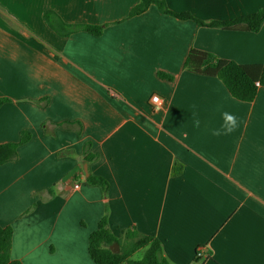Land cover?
<instances>
[{
	"label": "crops",
	"instance_id": "0c3cea01",
	"mask_svg": "<svg viewBox=\"0 0 264 264\" xmlns=\"http://www.w3.org/2000/svg\"><path fill=\"white\" fill-rule=\"evenodd\" d=\"M138 2L0 0V98L9 99L0 107V144L22 132L29 138L0 165L10 258L94 264L88 236L105 216L116 237L128 229L155 236L169 264H264V87L241 102L217 78L183 69L191 48L264 64V21L256 33L224 30L154 5L128 18ZM165 3L204 22L264 7V0ZM47 10L67 24L104 25L102 34L61 37L46 25ZM222 111L240 126L213 137L208 130ZM88 154L95 159L86 162ZM85 167L107 182L105 192L86 183Z\"/></svg>",
	"mask_w": 264,
	"mask_h": 264
},
{
	"label": "trees",
	"instance_id": "16d2710c",
	"mask_svg": "<svg viewBox=\"0 0 264 264\" xmlns=\"http://www.w3.org/2000/svg\"><path fill=\"white\" fill-rule=\"evenodd\" d=\"M150 5H154L160 13L179 20H192L200 26L224 30L256 33L264 21V7L250 15L224 21L204 22L188 12L176 13L169 10L165 0H139L138 4L129 11L128 18L143 13ZM43 18L46 25L61 37H68L76 31L100 36L104 28V25L67 24L50 10L44 12ZM183 69L194 75L217 78L231 97L241 102H251L258 89L264 87V64H238L194 48L188 51ZM157 76L167 80L172 79L171 76L161 72H158ZM8 101V98H0V107ZM21 134V139L16 143L0 144V165L14 160L16 148L29 139L25 132ZM93 159H95L94 154H88L85 157L86 162H91ZM174 168L172 174L179 172ZM85 181L88 185L99 187L103 192L108 188L107 182L99 176L89 174ZM123 237L125 241L122 240ZM11 238L12 229L9 226H0V264H22L10 258ZM113 243L118 244V253L110 251L109 247ZM140 249H144L142 257L134 259V254ZM87 253L94 264H169L162 254L161 243L155 236L140 234L136 230L128 229L121 232L120 237H116L106 227L105 216L88 236Z\"/></svg>",
	"mask_w": 264,
	"mask_h": 264
},
{
	"label": "clouds",
	"instance_id": "9594fccd",
	"mask_svg": "<svg viewBox=\"0 0 264 264\" xmlns=\"http://www.w3.org/2000/svg\"><path fill=\"white\" fill-rule=\"evenodd\" d=\"M154 100H159V97H154ZM193 127L200 128L201 120L199 118L198 112L195 110V105H193V111L191 113ZM221 123L218 127H211L208 131L213 137L230 136L233 134L240 126V118L234 113L228 111L220 112Z\"/></svg>",
	"mask_w": 264,
	"mask_h": 264
},
{
	"label": "water",
	"instance_id": "95a60500",
	"mask_svg": "<svg viewBox=\"0 0 264 264\" xmlns=\"http://www.w3.org/2000/svg\"><path fill=\"white\" fill-rule=\"evenodd\" d=\"M85 174L86 176L88 175V173H86V167L84 168ZM110 251L113 253H118L119 252V246L117 243H113L110 247H109Z\"/></svg>",
	"mask_w": 264,
	"mask_h": 264
},
{
	"label": "built area",
	"instance_id": "2783aa9c",
	"mask_svg": "<svg viewBox=\"0 0 264 264\" xmlns=\"http://www.w3.org/2000/svg\"><path fill=\"white\" fill-rule=\"evenodd\" d=\"M154 97H158L157 95H152L151 97H150V103L154 106V107H156L157 105H159V103H160V98H159V100H154L153 98ZM78 187V185L76 184V185H74V188H77Z\"/></svg>",
	"mask_w": 264,
	"mask_h": 264
},
{
	"label": "rangeland",
	"instance_id": "374dc122",
	"mask_svg": "<svg viewBox=\"0 0 264 264\" xmlns=\"http://www.w3.org/2000/svg\"><path fill=\"white\" fill-rule=\"evenodd\" d=\"M143 253H144V249H140V250H138V251L134 254V258H135V259H140V258L142 257V255H143Z\"/></svg>",
	"mask_w": 264,
	"mask_h": 264
}]
</instances>
